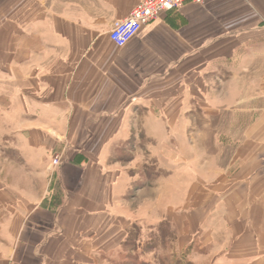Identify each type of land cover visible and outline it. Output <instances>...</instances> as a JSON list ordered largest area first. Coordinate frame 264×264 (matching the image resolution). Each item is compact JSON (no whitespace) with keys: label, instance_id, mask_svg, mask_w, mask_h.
I'll use <instances>...</instances> for the list:
<instances>
[{"label":"crops","instance_id":"1","mask_svg":"<svg viewBox=\"0 0 264 264\" xmlns=\"http://www.w3.org/2000/svg\"><path fill=\"white\" fill-rule=\"evenodd\" d=\"M139 1L0 0V264H97L133 220L132 148L148 169L179 165L175 184L159 173L176 201L160 198L161 238L170 223L198 264H264V0H186L115 46ZM187 116L207 117L193 128L208 131L206 183L194 144L185 181L181 140L157 135L189 131Z\"/></svg>","mask_w":264,"mask_h":264},{"label":"rangeland","instance_id":"2","mask_svg":"<svg viewBox=\"0 0 264 264\" xmlns=\"http://www.w3.org/2000/svg\"><path fill=\"white\" fill-rule=\"evenodd\" d=\"M259 47L264 43V37L259 35ZM264 72V62L259 66V82L262 78V74ZM262 89V90H261ZM262 95V96H261ZM264 97V83L259 84V107L262 106V98ZM240 118V117H239ZM249 119L251 117H248ZM185 123L188 124L191 129L189 131H185L182 133L179 132H167V133H158V138L169 144V147L172 144H175L177 141L181 140L183 155L181 159H184V172L183 177L185 181L188 179L191 180V162L194 155H191L189 150L191 151L193 144L195 145L197 164L200 166V180L204 183L209 182L208 176L204 173V168L207 166V157L203 156L201 152L198 150L197 145V135H202L203 139L207 140L208 131L197 132L193 131V128L201 127V125L208 124L207 117L201 116H187L185 117ZM225 118L223 116L216 117V124L223 125L225 123ZM239 122V119L237 120ZM154 134V133H153ZM156 134V133H155ZM219 139L224 138L223 132H219ZM154 136V135H153ZM155 137L152 138V155L155 152H158L159 145L157 144ZM204 143V142H203ZM155 146V147H154ZM206 149V148H205ZM4 150V147L0 148V151ZM6 150V149H5ZM132 154L127 158L126 162L121 165L123 167H129L133 171L130 173L133 175V178L130 180L131 194L126 197L125 203L130 208L126 210L124 214L127 215L129 213L133 216V220H130L131 223L126 228L129 230V233L122 234L120 239H114L111 244H105V248L103 251H99L95 254L94 261L97 264H198V261H195L192 256V246L193 244H188L187 242L190 239V236L184 237V239H178L176 236V231L173 228V225L168 223L164 231V238H161L160 228L157 227L158 221L160 219V214L163 215V211L159 212V205L161 203L160 198L163 201H169V203L175 204V196H160L162 191L160 179V170L164 169L167 171L164 174L168 179V185L175 184V179L173 178L175 175V170L177 168L178 163H174L167 159V162L159 163L158 158L152 157V167L148 169V164H142L141 157H137L136 150L134 148L131 149ZM201 150V149H200ZM8 152V150H7ZM139 155V154H138ZM141 156V153H140ZM155 159V160H154ZM174 160V158H171ZM180 159V160H181ZM186 166L189 168H186ZM146 168V169H145ZM162 172V171H161ZM127 184V182H126ZM161 187V188H160ZM193 197H184V207L189 206L188 208H184L181 212H183V216L189 214L191 216V208L189 202H191ZM208 196H203L202 200L199 204V209L207 206ZM189 200V201H188ZM127 207V208H128ZM197 207V208H198ZM171 211H169V214ZM175 213V211H173ZM179 214V212H178ZM181 218V217H180ZM193 255H196L193 254Z\"/></svg>","mask_w":264,"mask_h":264},{"label":"built area","instance_id":"3","mask_svg":"<svg viewBox=\"0 0 264 264\" xmlns=\"http://www.w3.org/2000/svg\"><path fill=\"white\" fill-rule=\"evenodd\" d=\"M186 0H140L139 3L123 19L115 21L109 31V38L117 47H123L134 37L141 27L162 12L180 8ZM203 4L208 0H191ZM60 157L53 158L58 164Z\"/></svg>","mask_w":264,"mask_h":264}]
</instances>
